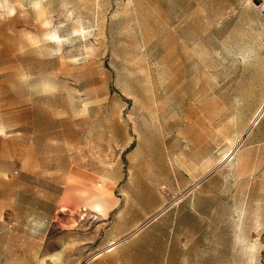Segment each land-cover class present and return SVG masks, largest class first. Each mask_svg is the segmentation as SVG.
<instances>
[{"label": "rangeland", "instance_id": "obj_1", "mask_svg": "<svg viewBox=\"0 0 264 264\" xmlns=\"http://www.w3.org/2000/svg\"><path fill=\"white\" fill-rule=\"evenodd\" d=\"M263 102L264 10L0 0V264H264ZM69 171L138 203L117 232L164 210L88 261L117 210L54 213Z\"/></svg>", "mask_w": 264, "mask_h": 264}, {"label": "crops", "instance_id": "obj_2", "mask_svg": "<svg viewBox=\"0 0 264 264\" xmlns=\"http://www.w3.org/2000/svg\"><path fill=\"white\" fill-rule=\"evenodd\" d=\"M195 3L198 4V0H195ZM234 4H238L247 9H258L259 11H263L253 3V0H234ZM262 117H264V113L260 116L259 120ZM196 181H198V178L192 179L186 186L182 188L183 192L185 193L190 189L191 186L195 185ZM58 191L59 192L56 197L54 213L66 211L73 213L77 212L79 209H85L88 212H99V209L95 208V206L97 204L101 205L104 203L110 205L111 210H117V216L113 222L110 225H107L106 223V225L102 226L98 233L93 234V238L101 237L103 231L107 228L114 230V233L116 232L114 236L117 238H122L126 235H133L147 227L158 216V213L164 210L162 207L165 205L164 203L158 206L154 213L145 214L142 217L134 218L135 221H133L132 224L128 225L124 230L117 232V230L120 228V224L124 223V221H120V219L124 218L125 215H129L132 209L139 211V208L137 207L138 203H132L130 206L128 204H123V208L121 198L110 197L108 200L104 199L103 195L108 197V193L103 191L101 184L92 182L88 176L78 171H69L64 183L61 185V188ZM96 264H100V262L98 261Z\"/></svg>", "mask_w": 264, "mask_h": 264}, {"label": "bare ground", "instance_id": "obj_3", "mask_svg": "<svg viewBox=\"0 0 264 264\" xmlns=\"http://www.w3.org/2000/svg\"><path fill=\"white\" fill-rule=\"evenodd\" d=\"M264 113V102L259 106V108L257 109V111L255 112L253 119L250 122V125L248 127V129L253 126L260 118V116ZM232 152V150L230 151V153ZM230 154H228L229 156ZM197 182V181H196ZM103 198L108 200V198H106L103 195ZM176 201L173 200L172 202ZM110 205H107L106 203L104 204H97L95 206V208L99 209L100 211H102V213L104 214L108 209H109ZM163 210V209H162ZM161 211V210H160ZM106 221H102L101 223H99L97 225V227L95 228L94 232L98 233L99 230L101 229L102 226L106 225ZM71 235H74L73 233H71ZM129 236V235H128ZM127 237L121 238L119 240H111L109 241L105 246H103L101 249L97 250L95 253H93L88 261H91L93 259H97L99 256H101L103 253H108V252H112L113 250H115L116 246L121 243L123 240H125ZM100 264H106L104 261H101Z\"/></svg>", "mask_w": 264, "mask_h": 264}, {"label": "built area", "instance_id": "obj_4", "mask_svg": "<svg viewBox=\"0 0 264 264\" xmlns=\"http://www.w3.org/2000/svg\"><path fill=\"white\" fill-rule=\"evenodd\" d=\"M253 3L260 9L264 10V0H253Z\"/></svg>", "mask_w": 264, "mask_h": 264}, {"label": "clouds", "instance_id": "obj_5", "mask_svg": "<svg viewBox=\"0 0 264 264\" xmlns=\"http://www.w3.org/2000/svg\"><path fill=\"white\" fill-rule=\"evenodd\" d=\"M9 14H13V10L9 9ZM53 39H55V37H53Z\"/></svg>", "mask_w": 264, "mask_h": 264}, {"label": "trees", "instance_id": "obj_6", "mask_svg": "<svg viewBox=\"0 0 264 264\" xmlns=\"http://www.w3.org/2000/svg\"><path fill=\"white\" fill-rule=\"evenodd\" d=\"M130 147H133V144H132V145H130Z\"/></svg>", "mask_w": 264, "mask_h": 264}]
</instances>
